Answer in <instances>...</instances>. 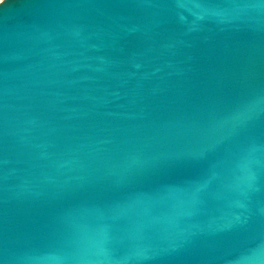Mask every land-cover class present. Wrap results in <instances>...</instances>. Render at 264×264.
I'll list each match as a JSON object with an SVG mask.
<instances>
[{"label":"water","instance_id":"95a60500","mask_svg":"<svg viewBox=\"0 0 264 264\" xmlns=\"http://www.w3.org/2000/svg\"><path fill=\"white\" fill-rule=\"evenodd\" d=\"M0 264H264V0L0 1Z\"/></svg>","mask_w":264,"mask_h":264},{"label":"bare ground","instance_id":"6f19581e","mask_svg":"<svg viewBox=\"0 0 264 264\" xmlns=\"http://www.w3.org/2000/svg\"><path fill=\"white\" fill-rule=\"evenodd\" d=\"M1 1V0H0Z\"/></svg>","mask_w":264,"mask_h":264},{"label":"built area","instance_id":"2783aa9c","mask_svg":"<svg viewBox=\"0 0 264 264\" xmlns=\"http://www.w3.org/2000/svg\"><path fill=\"white\" fill-rule=\"evenodd\" d=\"M2 1V0H1Z\"/></svg>","mask_w":264,"mask_h":264}]
</instances>
